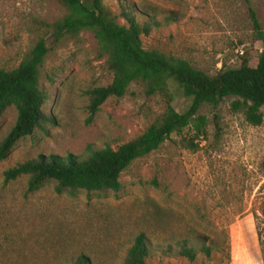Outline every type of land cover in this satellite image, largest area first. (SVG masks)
<instances>
[{
	"label": "rangeland",
	"instance_id": "1",
	"mask_svg": "<svg viewBox=\"0 0 264 264\" xmlns=\"http://www.w3.org/2000/svg\"><path fill=\"white\" fill-rule=\"evenodd\" d=\"M126 1L141 23L151 24L140 36L144 49L185 59L209 75L243 59L255 66L263 49L253 38L249 10L264 32V0ZM103 5L119 14L118 0ZM63 14L57 0H0V69L15 68L43 39L38 80L47 95L42 109L53 119L19 139L0 162V264H68L79 255L91 264H123L141 231L152 244L171 247L167 254L155 248L148 264H263L264 107L262 123L251 125L233 107L235 97L215 108L201 105L198 114L208 124L197 150L183 148L180 134L170 135L121 173L118 191L56 193L51 181L29 192L26 175L4 182V170L39 154L115 149L166 109L165 97L147 95L133 82L90 118L86 91L109 84L112 73L92 32L55 38L52 24ZM173 91L171 105L182 112L190 99ZM15 118L14 106L0 115V141ZM203 237L217 244L210 258L197 251L191 262L176 254L180 240L197 247Z\"/></svg>",
	"mask_w": 264,
	"mask_h": 264
},
{
	"label": "trees",
	"instance_id": "2",
	"mask_svg": "<svg viewBox=\"0 0 264 264\" xmlns=\"http://www.w3.org/2000/svg\"><path fill=\"white\" fill-rule=\"evenodd\" d=\"M64 14L52 24L55 38L77 35L83 30L92 32L99 53L106 56V64L112 79L105 86L86 91L87 110L91 118L109 97L122 96L133 82L144 85L147 95L159 94L166 98L167 106L159 119L152 122L141 134L119 145L99 149L88 147L85 156L68 153L39 154L35 158L17 163L3 171L4 182L28 176L27 191L37 190L47 182L55 183V192L118 191L119 177L138 158L156 150L172 134H180L179 143L185 149L195 151L199 140L206 136L207 118L198 114L203 104L213 108L226 97L237 98L233 107L242 109L245 120L251 125L263 121L264 107V32L255 12L250 9L253 38L262 44L255 66L243 59L238 67L222 66L214 75L194 68L187 60L167 56L157 50L144 49L140 36L147 35L150 23L137 19L138 9L126 0L119 1L116 15L103 5V0H57ZM121 18L123 23H119ZM153 23V22H152ZM47 52L43 39H39L28 55L13 69H0V115L9 106L16 109L13 126L0 141V162L16 142L43 129L44 123L53 119L42 109L47 98L39 85V68ZM173 89L190 99L187 108L178 112L171 105ZM184 129L187 130L183 134ZM196 247L188 239L177 243L179 256L194 261L197 251L210 258L217 244H208L200 238ZM171 252L170 246L154 245L144 232L137 233L126 251L123 264H148L152 251ZM262 259L264 264V248ZM173 252V251H172ZM228 255H226V258ZM68 264H91L85 255L77 256Z\"/></svg>",
	"mask_w": 264,
	"mask_h": 264
}]
</instances>
